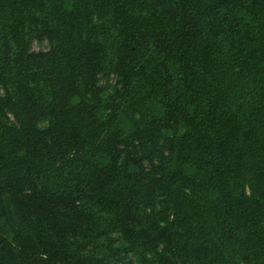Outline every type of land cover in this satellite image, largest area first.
<instances>
[{
  "label": "trees",
  "instance_id": "trees-1",
  "mask_svg": "<svg viewBox=\"0 0 264 264\" xmlns=\"http://www.w3.org/2000/svg\"><path fill=\"white\" fill-rule=\"evenodd\" d=\"M130 259L264 264V0H0V264Z\"/></svg>",
  "mask_w": 264,
  "mask_h": 264
},
{
  "label": "rangeland",
  "instance_id": "rangeland-1",
  "mask_svg": "<svg viewBox=\"0 0 264 264\" xmlns=\"http://www.w3.org/2000/svg\"><path fill=\"white\" fill-rule=\"evenodd\" d=\"M47 48V43L43 42L42 45H39L37 43H33L32 44V50L36 51V50H45ZM113 81V79H112ZM124 264H134V259H130L128 262L124 263Z\"/></svg>",
  "mask_w": 264,
  "mask_h": 264
}]
</instances>
